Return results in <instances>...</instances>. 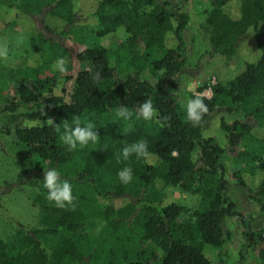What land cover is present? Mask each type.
Here are the masks:
<instances>
[{"label":"trees","instance_id":"1","mask_svg":"<svg viewBox=\"0 0 264 264\" xmlns=\"http://www.w3.org/2000/svg\"><path fill=\"white\" fill-rule=\"evenodd\" d=\"M207 1L199 24L206 54L240 56L243 68L226 81L197 88L210 86L212 93L201 97L208 111L196 127L170 93L188 60L183 32L189 16L178 0L0 2L4 24L14 21L30 30V55L40 59L35 63L24 55L9 64L0 58V68L7 69L1 76L13 86L2 108L0 136L43 165L39 171L56 169L74 196L64 207L48 199L46 187L28 196L37 209V221L28 225L0 206L8 226L0 235V264H218L212 252L229 236L226 220L240 218L228 194L225 158L242 163L244 170L231 171L232 180L264 212V0ZM118 32L120 42L113 40ZM136 40L143 44L141 54ZM59 58L71 69L62 83L52 67ZM147 71L150 77L141 76ZM145 100L157 110L151 121L135 115ZM122 107L132 118L116 117ZM218 113L224 146L204 135L206 122ZM77 117L81 126L92 122L99 137L69 151L55 127ZM141 139L155 164L135 155L118 162L122 148ZM252 142L257 149L249 148ZM126 166L133 169L129 184L117 176ZM167 189L195 197L196 203L166 201ZM85 205L99 219L92 238ZM242 236L254 262L264 264V225L246 228ZM125 242L135 247L130 256ZM241 257L237 264L247 260Z\"/></svg>","mask_w":264,"mask_h":264},{"label":"rangeland","instance_id":"2","mask_svg":"<svg viewBox=\"0 0 264 264\" xmlns=\"http://www.w3.org/2000/svg\"><path fill=\"white\" fill-rule=\"evenodd\" d=\"M9 1L10 0H0V2ZM15 1L19 2V0ZM178 1V7L189 16L188 25L183 32L188 60L178 78L177 87L170 89V93L174 95L179 102L186 103L190 98L189 94L201 96L199 94L201 91H197V88L203 83L207 81L215 82L216 80L226 81L232 78L242 70L243 60L240 56L231 59H225L221 56H208L206 54L208 51V41L199 25L204 16L203 9H206L209 5L208 1ZM6 14V10L4 13L2 7H0V58L2 62L14 64L18 58V62H20V57L33 53V48L26 41L31 31L24 29L14 21L9 25H5L2 18H4ZM113 40L120 42V40H122V32H118ZM133 46L139 54L142 53L143 44L140 40H136ZM30 56L31 61L35 63L39 62L40 59L37 54ZM65 68L66 70L64 72L58 71L59 83L64 82L65 77H68L71 73L70 68L67 66H65ZM5 71H7V69L4 67L0 68V128H2L3 125L2 121L5 120V113L2 111L5 100H10L13 97L12 83L7 80L5 76H1V72L3 73ZM141 76L150 77L151 74L147 71ZM58 88L60 89L61 87L58 86ZM20 109L24 110L27 109V107H22ZM221 115L222 113H218L210 117L206 122L204 135L214 137L221 146H224L225 141L219 129V116ZM227 120H229V118H227ZM7 141L8 138L0 136V206L3 207L5 212L11 216L12 219L23 225L35 223L37 221V209L29 204L28 196L35 195L45 187L43 183L45 171H39V169H43V165L20 155L17 149H13L7 145ZM249 146L252 150L257 149L259 145L252 142ZM224 160L227 167L228 194L236 203L240 218H229L226 220L229 236L221 250H213V259L218 264H237L242 258L241 255H243V257L247 258L244 264H261L259 261L254 262L253 252L249 251L248 247L243 246L244 237L242 236V232L246 228L256 230L261 225H264V212L260 213V208L248 199L249 191L245 188H236L237 186H235L234 180H232L231 171L239 167L244 170L242 163H238V161L236 162L231 159L227 160V158ZM18 186H20V188H18ZM165 200L180 201L188 206H193L196 203L195 197H189L169 189L166 190ZM83 211L85 213V219L89 222H93L92 227L86 230L91 234L92 238L95 234L99 233L97 232L99 226L98 224L96 225V221H99V219L98 216L93 214L94 212L90 205H85ZM7 230L8 226L3 224L0 218V235L3 231ZM125 240H130V238L125 237ZM125 246L126 253L129 256L132 255L135 247L130 248L127 242H125ZM120 255L121 251H119V256Z\"/></svg>","mask_w":264,"mask_h":264},{"label":"clouds","instance_id":"3","mask_svg":"<svg viewBox=\"0 0 264 264\" xmlns=\"http://www.w3.org/2000/svg\"><path fill=\"white\" fill-rule=\"evenodd\" d=\"M65 64V59L59 58L52 67L55 70L64 72L66 70ZM182 107L184 108L185 119L191 122L193 127L201 124L203 115L208 111L207 106L199 95H195L194 98L188 99L186 103L182 102ZM115 115L127 121L132 118L133 113L128 108L122 107L116 110ZM135 115L137 119L142 118L145 121H151L156 117L157 110L150 100H145ZM51 122H53V120H51ZM55 131L59 134L61 142L67 146L69 151H73L77 149V147L83 148L90 142L96 143L99 137L92 122L89 121L81 126V121L78 117L75 118L71 124L65 121L62 128L57 125ZM133 155H135L137 159L143 158L149 164H155V161L149 158L148 142L145 139L125 145L120 155L117 157V160L119 162L122 158L124 161H127ZM117 176L121 183L129 184L133 180V169L130 166H126L118 171ZM43 183L48 189V199L50 201H54L59 207H64L65 202H67L68 205H72L74 196L72 195L71 185L67 180L61 179L56 169L53 168L45 171Z\"/></svg>","mask_w":264,"mask_h":264},{"label":"built area","instance_id":"4","mask_svg":"<svg viewBox=\"0 0 264 264\" xmlns=\"http://www.w3.org/2000/svg\"><path fill=\"white\" fill-rule=\"evenodd\" d=\"M215 82H211V84H214ZM211 87L208 86L207 88H204L201 92H199V94L202 96V97H206V98H209L211 96Z\"/></svg>","mask_w":264,"mask_h":264}]
</instances>
